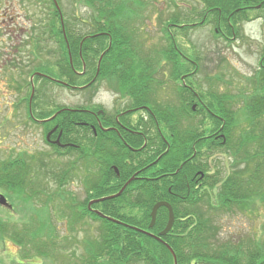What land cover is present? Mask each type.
<instances>
[{"label":"trees","instance_id":"1","mask_svg":"<svg viewBox=\"0 0 264 264\" xmlns=\"http://www.w3.org/2000/svg\"><path fill=\"white\" fill-rule=\"evenodd\" d=\"M45 1L49 11L42 38L46 46L49 41L53 42V47L47 46L46 52L49 58L53 54L52 57L56 59L53 63L45 59L35 70L52 77L51 81L57 86L71 89L82 86L81 89L85 91L93 87L99 78L113 80L121 96H128V101L132 103L127 106L155 110V137L162 143L157 146L154 141L142 147L140 140L136 146L139 148L132 150L127 145L133 143H128L124 137L120 144L119 137L112 130L111 134H104L97 128V134L92 136L89 128L79 125L85 123L88 117L85 112H80L81 106L68 108L61 105L52 111H35L39 106L32 108L35 119L48 118L40 123L30 115L32 122L43 126L55 124L57 130L62 132L60 141L63 143L73 141L71 134L76 125L83 129L88 138L82 136V139L76 141L77 147L51 146L61 153L75 154L76 160L81 161L87 169L94 165L111 168L108 160H124L125 170L121 172L123 177H119L120 173L116 177L113 169H109L111 179L101 177L96 180L97 176L86 178L84 181H90L88 192H92L88 200L72 208L71 204L63 202V207L56 209L54 217L67 219V228L73 227L74 217L78 221L84 219L86 214L94 223H98V235L83 238L81 243L78 242L83 245L81 253L66 256L64 262L173 264L172 255L164 241L174 251L177 264H264V242L244 244L233 239L220 242L216 238L215 227L218 214L233 204L239 206L241 202L248 203L256 199L264 204V67H261L256 80L247 78L254 90L241 100V107L237 111L232 109L236 100L230 95L215 94L212 91L205 94L198 86L192 85L188 88H178V85L177 88L173 87L172 92L179 105L170 100H161L159 91H164L163 87L168 82L158 80V74L173 78L181 74L184 77L195 75L197 66L192 68V61L200 64L204 61L203 56L199 49L190 52L182 42L185 37L189 41L193 29L207 24L213 28V37L227 41L228 36L232 37L239 32L237 27L242 20L264 18V0H196L198 4L193 3L196 6L166 0L171 7L170 15L162 17L167 10L160 8L157 11L163 39V46L159 50L156 47L145 49L143 42L138 39L136 25L132 24L141 22L142 19L135 16L142 15L144 8L150 6L149 0H56L59 8L53 0ZM156 7L153 6L154 9ZM34 43L39 51V39L36 38ZM144 69H151L152 73H145ZM146 76L152 80L144 86ZM37 78L45 77L39 74ZM243 111H246L244 130L239 141L235 139L234 148L230 143L231 125L237 121L238 112L241 114ZM55 112L56 115L51 117ZM182 119H187V123L184 124ZM124 123L138 128L132 120ZM247 124L248 127H245ZM201 132L215 137L218 132H229L230 136L224 142H208L209 136L200 137ZM165 137L169 138L167 147L166 141L162 140ZM201 143L206 151L203 160L196 150ZM212 148H224L233 159L244 157L251 171L248 178H239L236 173H231L222 180L216 192H208L214 183V178L207 173L211 167L207 151ZM23 156L0 160V188L7 193H23L25 189H31L33 193L30 195L34 196L35 189L40 187V180H32L30 174L36 171L35 164L38 161L45 163L46 160L42 155L41 158L30 155L32 164H28L27 158ZM76 160L68 167H72ZM154 166L163 171L171 166L174 171L161 173L149 180L137 176ZM56 168L54 166L52 170L54 176L59 173L64 179L69 173V168L61 171ZM131 176L135 178L118 196L93 202L88 207L92 199L117 193ZM136 182L139 186L137 196L129 195L130 186ZM63 197L60 195L59 199ZM157 201H167L174 213L172 227L160 236L162 240L134 229L158 235L164 228L168 218L165 206L158 209L155 222L149 227L151 207ZM44 202L48 203L47 198ZM135 207L141 210L139 214L132 213ZM94 210L114 220L100 216ZM10 223L0 219V239L8 235L22 247L26 245L29 248L44 246L47 249L49 244L55 243L51 238H37L36 229L31 226H21L19 230L17 225ZM42 252L47 253V250Z\"/></svg>","mask_w":264,"mask_h":264},{"label":"rangeland","instance_id":"2","mask_svg":"<svg viewBox=\"0 0 264 264\" xmlns=\"http://www.w3.org/2000/svg\"><path fill=\"white\" fill-rule=\"evenodd\" d=\"M149 1L150 6L144 8L142 15L135 16L140 17L141 22H132V24L136 25L138 39L141 43L143 42L145 49L152 50L156 47L159 50L163 46V39L160 31L162 24L159 26L157 11L160 8L167 10L162 15L165 17L170 15L171 7L167 5L166 0ZM177 1H180V4L189 5L196 2V0ZM154 5H157L155 9ZM150 7L151 13L149 12ZM48 11L45 0H0V160L20 158L23 155L27 158L28 164H32V160H29L30 155L38 158L42 155L46 160L45 163L38 161L37 165L35 164L36 171L30 174L32 180L35 181L36 178L37 181L40 180V185L38 184L40 187L35 189L36 195H30L33 193L31 189H25L23 193L17 191L7 193L0 188V196H3L6 202L5 204L0 202V219H6L11 222L10 224L17 225L19 230L21 226H31L30 228L36 229L37 238H51L55 243L49 244L47 249H44V246L29 248L26 245L22 247L8 235L4 236L0 239V264H66L64 262L66 256L80 254L83 245L79 243L86 236L97 234L98 223H94L85 213L84 219L76 221L74 217L73 227L67 228V219L54 217L56 209L63 207V202L71 204L70 208H72L88 200L92 192H88L87 185L90 181H84L86 178L97 176L96 180L101 177L111 179V169L114 174V169L118 170L119 177H123L121 172L125 170L124 160L116 158L108 160L110 166H115V168L94 165L87 169L83 163H80L81 161L76 160L75 154L61 153L51 146L56 139L49 142L46 136L52 126L35 124L29 117L31 113L40 109L52 111L53 108L61 105L68 108L76 106L80 108L81 106V109H102L108 113L114 110L124 97L121 96L119 90L117 91V85L113 80L99 78L93 87L85 91L79 88L80 86L77 87L78 89L57 86L51 81L52 77L35 70L36 66L42 64L45 59L51 63L56 59L52 57L53 54L49 58L46 52L47 46L53 47V42L49 41L46 46L42 38ZM237 28L239 32L234 33L232 37L228 36L227 41L213 37L211 34L213 28L207 24L189 32V41L186 37H182L186 49L190 52L199 49L204 60L200 64L192 61L194 64L192 68L197 66V71L195 75L187 77L188 86H198L205 94L212 91L215 94L230 95L236 100L232 106V109L236 111L241 107V100L254 90L247 78L251 77L256 80L261 67H264V18L242 20ZM36 38L40 42L39 51L35 48ZM36 72L43 74L46 80L38 79L39 74ZM144 72L152 73L151 69H144ZM182 76L183 74L179 77ZM179 77L173 78L158 74L159 81L168 82L163 87L164 91H159L161 100H170L179 105L175 99L176 95L172 92L173 87L177 88ZM151 80V77L146 76L143 85L151 83ZM33 107H37L35 111L32 110ZM245 113L246 111L241 114L238 112L237 121L231 125L230 143L234 145V148L236 147L235 139L239 141L244 130ZM239 115L240 118H238ZM181 121L186 124L188 120L182 119ZM245 127H248V124ZM81 134L84 138H88L84 133ZM205 136H209L208 142L220 143L226 141L230 134L229 132H218L215 137V135L210 136V133L201 132L200 137ZM155 144L162 145L159 141ZM203 147L201 143L196 149L202 160L205 159L206 153ZM207 156L211 166L207 173L214 178V183L209 190L206 189L208 192H216L222 180L231 173H236L239 178L245 179L251 172L249 162L245 161L246 159L243 160L244 157L233 159L229 157L224 148H212L207 151ZM75 160L76 163L69 168L68 165L71 166ZM54 166L60 171L69 168V173L64 176V179L59 173L54 176L52 174ZM171 169L172 167L169 166L163 171L154 166L151 170L137 176L156 178L155 176L161 173L174 171ZM199 175L201 176L202 172ZM130 188L129 195L137 196L138 183L131 185ZM60 195L65 197L59 199ZM45 198L48 203L44 202ZM239 204V206L233 204L218 214L217 225H215L217 227L216 238L220 242L230 239L244 244H255V241L264 242V204L257 199ZM219 206L221 207V204ZM140 211L138 207L132 209L134 214H139ZM43 250H47V253H43Z\"/></svg>","mask_w":264,"mask_h":264},{"label":"flooded vegetation","instance_id":"3","mask_svg":"<svg viewBox=\"0 0 264 264\" xmlns=\"http://www.w3.org/2000/svg\"><path fill=\"white\" fill-rule=\"evenodd\" d=\"M186 79L187 77L180 78V81L177 83V85L183 86V88L184 87L188 88L189 86L186 82ZM130 104L132 103L128 101V96H124L122 101H120L119 104H117L114 110H111L108 113H106L102 109H98V110L85 109V108L80 109L81 110L80 112L82 111L85 112L88 115V117L85 123L81 122L79 123V125L83 124L82 126H86L87 128H89L90 132H92V136L93 134L95 135L97 134L96 131L97 128H99V130L104 134H111L110 132L112 130V132H114V134H116L119 137L118 141L120 144H121L120 140L124 139V137L126 138L128 143L132 142L133 143L132 145H127L128 148L132 150H137V148H139L136 146L137 144H139L138 142L140 140H142V147L146 146L147 144H150L151 142L158 141L157 137H155L156 129L154 123H156L157 121L155 110L149 108H143V107L141 108L140 106L130 108L129 106H127ZM130 120H132L133 124L137 123L138 128H135L134 125L132 124L128 126L124 123V122L128 123ZM93 122H95L97 126H95ZM79 125H76V129L73 131V134H71L73 138V141L71 143L61 142L60 141L61 133H62L61 130H57L58 128L55 124L52 125L51 130H53L54 128L55 129L50 134L51 141L49 142H52L53 139L54 140L58 139L59 143H57L56 140L52 143L59 145L61 147H66V146L77 147L78 144L76 143V141H79L80 138L82 139L81 133H83V129L78 128ZM76 132H78L80 136H78ZM162 140L166 141L167 144L166 147H167L169 144V138L165 137ZM80 143H82V141H80ZM122 143L125 144L124 141H122ZM111 167L115 168L114 166ZM114 171L115 174L118 175V170L114 169ZM151 178L153 177H147L145 179H151Z\"/></svg>","mask_w":264,"mask_h":264},{"label":"water","instance_id":"4","mask_svg":"<svg viewBox=\"0 0 264 264\" xmlns=\"http://www.w3.org/2000/svg\"><path fill=\"white\" fill-rule=\"evenodd\" d=\"M54 2H55V6H56L57 8H59L55 0H54ZM64 36H65V35H64ZM100 59H101V56H100V58H99V61H100ZM57 81H58V80H57ZM58 82H59V83H60V82L63 83L62 81H58ZM54 116H55V114H54L52 117H54ZM47 119H48V118H47ZM47 119H45V120H47ZM52 131H53V130H51L50 132H48V134H47V136H46V138H47L48 140H49V135L52 133ZM56 142L58 143V139L56 140ZM132 178H133V177H132ZM132 178H130L129 180H127V181L125 182V184L121 187V189H120L117 193L112 194V195H109V196L100 197V198H96V199H92V200H90V201L88 202V207L90 208V205H91L93 202L101 201V200H104V199H109V198H113V197L118 196V195L122 192V190L124 189V187L129 183V181H130ZM0 202H1L2 204H5V203H6V202H5V198H4L3 196H0ZM161 206H165V207L168 209V218H167V222H166L164 228L159 232L158 235H154V234L150 233L149 231L142 230V229H139V228H134V227H133V228L136 229V230H138V231H141V232H143V233H146V234H148V235H150V236H152V237H155V238L158 239V240H162L160 236H161V235H164L165 233H167V232L169 231V229L172 227V224H173V222H174V213H173L172 207L170 206V204H169L168 202H166V201H157L156 203L153 204V206H152V208H151V211H150V217H151V219H150L149 227H152V226H153V224H154V222H155V217H156L157 210H158V208L161 207ZM94 211H95L98 215H100V216H103V217L105 216L104 214H102L101 212H99V211H97V210H94ZM105 217L108 218V219H110V220H114V219H112V218H110V217H107V216H105ZM163 243H164L165 246L169 249V251H170V253H171V255H172V258H173V264H177V259H176V255H175L174 251H173L172 248H171L168 244H166L164 241H163Z\"/></svg>","mask_w":264,"mask_h":264}]
</instances>
